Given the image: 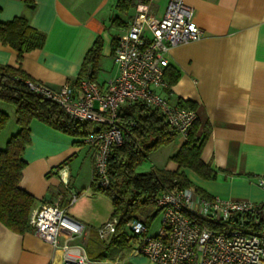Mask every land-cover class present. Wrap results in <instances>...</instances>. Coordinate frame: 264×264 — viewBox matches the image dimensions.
<instances>
[{
  "label": "crops",
  "instance_id": "crops-1",
  "mask_svg": "<svg viewBox=\"0 0 264 264\" xmlns=\"http://www.w3.org/2000/svg\"><path fill=\"white\" fill-rule=\"evenodd\" d=\"M168 1H138L136 5L147 3L151 13L161 17ZM183 1L193 8L202 36L169 50V67L178 76L159 92L172 106H179V101L195 104L197 136L207 134L201 158L215 171L216 177L203 179L188 168L178 169L171 156L185 140L177 132L172 139H164L151 149L143 161H148L147 170L184 171L210 198L264 201V184L260 185V181L264 182V0ZM116 2L34 0L31 10L21 0H0V22L24 15L32 27L46 36L42 48L24 53L20 59L13 48L0 42V63L20 67L34 81L53 88L67 82L78 87L73 81L86 53L100 38L101 55L94 80L103 85L106 79L99 80L101 67L105 66L102 59L110 57L115 65L113 42L125 33L135 14L136 6L122 14ZM115 17L124 24L113 21ZM117 73L115 66L107 78ZM29 127L30 143L24 150L26 165L19 186L37 199L33 210L43 203L61 199V206L84 225L99 228L107 222L113 206L109 204L104 209L103 217L93 207L95 202L107 201L91 189L93 147L82 138L72 137L36 119ZM85 167L89 185L80 186L81 171ZM71 193L77 194L72 204ZM156 227L152 222L150 232L154 233ZM62 241L63 235H60L59 242ZM137 242L138 238L131 247ZM127 251L117 252L126 264H154ZM61 259V250L32 228L16 233L0 221V264H61Z\"/></svg>",
  "mask_w": 264,
  "mask_h": 264
},
{
  "label": "built area",
  "instance_id": "built-area-1",
  "mask_svg": "<svg viewBox=\"0 0 264 264\" xmlns=\"http://www.w3.org/2000/svg\"><path fill=\"white\" fill-rule=\"evenodd\" d=\"M194 17L193 8L183 0H169L161 17L154 16L147 3L139 2L125 33L112 47L118 70L115 77L100 85L86 75L78 87L67 82L57 88L27 80L34 94L59 105L72 118L105 125L98 133L82 138L93 147V175L98 187L110 186V151L123 142L117 119L122 106L141 103L157 109L165 123L187 139L197 120L196 111L170 105L159 90L168 87L165 70L169 50L202 36ZM60 173L66 182L64 171ZM76 198L77 194L71 193L70 203ZM155 205L158 219L154 233L140 220L126 223V231L138 238L128 253L156 264H264V225L252 230L243 218L252 216L253 222H258L257 216H264V201L205 198L190 186L159 194ZM116 223V217L110 218L97 229L98 235L105 238L112 234ZM29 224L36 234L61 250V264H126L121 253L91 258L80 241L85 225L60 205V199L32 210Z\"/></svg>",
  "mask_w": 264,
  "mask_h": 264
},
{
  "label": "trees",
  "instance_id": "trees-1",
  "mask_svg": "<svg viewBox=\"0 0 264 264\" xmlns=\"http://www.w3.org/2000/svg\"><path fill=\"white\" fill-rule=\"evenodd\" d=\"M21 1L29 9L34 8V0ZM138 1L147 0H117L116 8L122 14H127ZM113 21L124 24L119 17H115ZM45 39V34L32 27L24 15L0 22V42L13 48L19 59L24 53L42 48ZM101 46L102 41L97 38L82 61L79 74L73 81L74 85L86 75L95 79ZM177 76L178 73L168 65L165 70L167 85L172 84ZM27 80L36 82L20 67L0 63V101L13 106L18 127L4 146L0 147V221L16 233H24L31 229L30 214L37 200L19 186L26 165L23 154L25 147L30 143L31 121L39 120L77 138L94 135L105 128L100 122L72 118L59 105L34 94L29 89ZM179 106L195 110V104L189 101H179ZM117 119L122 128L123 142L112 146L110 151L108 160L110 186L107 189L98 187L94 175L91 182L92 191H104L110 198L113 206L111 218H117L115 231L105 244L112 249V256L120 250H128L137 238L125 229L129 220L137 219L147 226L151 225L157 216L155 198L159 194L191 186L202 197L210 198L205 191L188 179L184 171L178 170L179 168H188L203 179L216 177L215 171L201 158L207 134L197 136V121L192 125L187 139L171 156V160L177 163L178 169L153 168L137 171L138 165L147 153L163 143L164 139H172L176 131L165 123L157 109L141 103L122 106L118 111ZM8 120L9 115L0 109V134ZM243 218L249 229L258 230L264 225V216L255 217L258 222H253L252 216L246 215ZM207 224L210 227L221 228L218 225ZM96 238L102 239L97 232ZM87 253L89 254V251ZM100 258L108 257L100 255Z\"/></svg>",
  "mask_w": 264,
  "mask_h": 264
},
{
  "label": "rangeland",
  "instance_id": "rangeland-1",
  "mask_svg": "<svg viewBox=\"0 0 264 264\" xmlns=\"http://www.w3.org/2000/svg\"><path fill=\"white\" fill-rule=\"evenodd\" d=\"M103 63L105 66L101 67V71L99 73V80H102V79L107 80L108 74L110 73V71H113L115 69V66H116L112 63V60L110 59V57L103 58L102 64ZM99 82H101V81H99ZM0 109L5 111L9 115V120H8L5 128L3 129V131L0 134V147H3L5 142L8 140V138L17 131L16 130L17 124L15 122L14 111H12V109H13L12 105L0 101ZM147 169H148V161L147 160H144L143 163L141 162V164L138 165V167H137V171H146ZM88 181H89V177H88L87 167H85V168H82L79 184H80V186H82V185L86 186V185H89ZM98 193L102 194V196L107 201L95 202L93 204V207L96 206L97 212L100 210L97 214H99V215L101 214V216L103 217L104 216L103 215L104 209L109 208V204L112 206V203H111L110 198L105 194L104 191H101ZM70 204H72V203H70ZM68 206H70V205H68ZM157 219H158L157 217L154 219V221H153L154 224H157ZM102 223H104V222H102ZM85 225H86V228H85L84 232L86 234L84 237H82V240L80 239V241H82V243H84L86 252L89 251V254L88 253L87 254L91 258H100V255H104L105 257H108V258L112 257V255H113L112 249L105 246V244L109 241L111 235H107L105 238H102L101 240L100 239L97 240L96 232H97L98 226H94V225L88 224V223H86ZM100 225L102 226L103 224H100ZM90 241H92V242H90ZM154 264H156V263H154Z\"/></svg>",
  "mask_w": 264,
  "mask_h": 264
}]
</instances>
